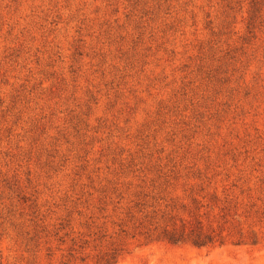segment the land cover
<instances>
[{
	"label": "rangeland",
	"instance_id": "1",
	"mask_svg": "<svg viewBox=\"0 0 264 264\" xmlns=\"http://www.w3.org/2000/svg\"><path fill=\"white\" fill-rule=\"evenodd\" d=\"M110 253L264 264V0H0V264Z\"/></svg>",
	"mask_w": 264,
	"mask_h": 264
},
{
	"label": "trees",
	"instance_id": "2",
	"mask_svg": "<svg viewBox=\"0 0 264 264\" xmlns=\"http://www.w3.org/2000/svg\"><path fill=\"white\" fill-rule=\"evenodd\" d=\"M168 207L170 206H166L167 209ZM161 217L164 219L163 226L159 224L160 222L155 221L156 217L149 218L146 215L145 220L136 226L138 234L148 241L163 240L172 244L192 243L198 247H214L217 244H224L223 236L209 233L200 225H189L190 222L186 220H180L181 224H178L177 221H173L171 212L167 210L162 211ZM102 262L104 264H117L118 257L114 253H110L102 258Z\"/></svg>",
	"mask_w": 264,
	"mask_h": 264
}]
</instances>
